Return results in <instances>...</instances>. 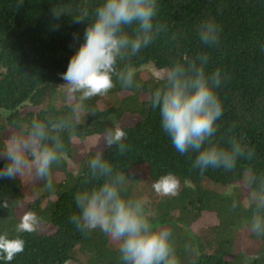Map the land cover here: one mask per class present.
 <instances>
[{
	"label": "trees",
	"instance_id": "16d2710c",
	"mask_svg": "<svg viewBox=\"0 0 264 264\" xmlns=\"http://www.w3.org/2000/svg\"><path fill=\"white\" fill-rule=\"evenodd\" d=\"M102 3L0 0V110L10 112L7 117L0 113V144L6 141L8 130L26 132L35 120L47 122L71 115L79 94L73 102L62 105L51 93L56 94V84H65L61 74L83 43L85 29ZM156 5L154 25H167L168 32H161L151 45L118 64V69L127 65L134 68L140 87L124 89L113 77L115 87L106 96L85 102L92 114L85 118L81 114L77 129L61 133L65 154L53 165V187L49 189L41 179L38 197L28 203L27 212L42 218L35 232L16 233L20 220L17 210L25 195L18 175L0 177V204H9L8 208L0 207V231L25 240L24 251L9 264H69L79 256L84 264H120L118 242L99 229L83 232L69 219L78 212L75 194L102 181L90 176L88 170L87 161L97 151L89 150L77 171L69 168L66 157H75L76 141L100 136L106 126L126 114L138 117L134 125L123 127L127 151L122 154L115 146L106 145L102 154L129 178L126 196L142 197L138 188L142 179L147 181L146 189L157 194L152 185L161 175L171 172L176 176L178 194L147 201V209L157 228L172 232L179 264H264V238L248 229L250 209L245 190L238 187L248 169L264 175V0H156ZM85 12L87 17L77 21ZM207 19L221 28L220 42L214 46L204 45L198 37V27ZM172 33H176L175 39ZM200 54L209 58L206 73L219 68L227 76L216 88L224 111L210 142L227 146L235 137L254 149L251 159H238L231 171L209 168L201 174L193 167L196 153L180 154L174 148L161 127L159 110L149 105L152 91L163 79H144L141 69L154 65L166 70ZM106 98L112 102L101 107L100 101ZM28 104L31 108L26 111ZM6 163L7 158L0 156V167ZM140 166L148 169L145 178L133 173ZM230 187L234 189L225 192ZM234 199L240 203L233 210ZM204 217L214 219V223L197 230L196 224ZM41 225H53L56 230L40 232ZM246 240L250 245L246 246Z\"/></svg>",
	"mask_w": 264,
	"mask_h": 264
},
{
	"label": "clouds",
	"instance_id": "9594fccd",
	"mask_svg": "<svg viewBox=\"0 0 264 264\" xmlns=\"http://www.w3.org/2000/svg\"><path fill=\"white\" fill-rule=\"evenodd\" d=\"M22 2V0H20ZM156 0H103L95 9V16L85 29L83 43L70 58L63 88L69 96L79 94L71 108V115L47 122L35 120L28 130L10 135L0 144V156L7 163L0 167V177L20 176L28 172L33 179H43L46 186L53 187L52 168L59 164L65 154L61 133L77 129L81 114H92L86 101L106 96L119 81L124 89L140 87L131 65L118 69L119 62L135 56L148 47L161 32L167 33L164 24H155ZM56 16L61 14L55 13ZM83 13L80 21L87 17ZM132 28V31H127ZM199 40L207 46L220 42L221 28L212 19L200 23ZM176 38V33H172ZM206 54L197 55L184 62H176L165 70L163 84L156 87L149 105L159 110L160 124L172 145L180 154L196 153L193 167L203 174L209 168L231 171L240 158L251 159L254 149L232 137L227 146L210 142L217 132V120L224 108L216 88L227 79L217 68L206 73ZM108 147L115 146L120 153L128 149L124 142L126 130L117 121L106 126L102 133ZM89 174L102 181L90 189L78 191L75 203L78 212L69 219L77 229L87 232L99 229L118 242L120 264H179L172 243V232L157 228L150 219L147 201L143 197L126 196L125 172L115 170L109 159L98 151L88 161ZM244 186L248 193L250 218L248 229L258 238H264V175L247 170ZM160 195L178 194L179 181L168 172L152 185ZM240 202L233 200L234 210ZM0 207H9L4 201ZM42 218L28 211L15 225L16 233L35 232ZM25 249V240L0 231V262L9 264Z\"/></svg>",
	"mask_w": 264,
	"mask_h": 264
},
{
	"label": "rangeland",
	"instance_id": "374dc122",
	"mask_svg": "<svg viewBox=\"0 0 264 264\" xmlns=\"http://www.w3.org/2000/svg\"><path fill=\"white\" fill-rule=\"evenodd\" d=\"M141 71H142V76L144 79H148L151 76H154L157 79H162V77L164 76V73H165V70H159L154 65H147V66L143 67L141 69ZM62 85L63 84H56L55 85L56 94L54 92L51 93L53 95V99L55 100V97H56L55 102L57 104H62V105L65 103L73 102L75 100V94L72 96H69ZM120 96H121V94L118 97L120 98ZM111 102H112L111 98H106L104 100H101L99 104L101 107H106ZM30 108H31V105L28 104L27 108H25V110L27 111ZM0 113L5 117H7L10 114V112L7 110H0ZM137 121H138L137 116H131V115L126 114L117 122H119V124L122 127H124L126 125H134ZM18 132L19 131H17V130H8L5 134V139L7 140L10 137V135L16 134ZM76 147H77V152L75 153V157L74 158L66 157L68 164H69V168L73 171L78 170L79 163H80L81 159L88 153L89 150H95L97 152L98 151L103 152L106 148V144H105L103 137L94 136V137L87 138L84 141H76ZM133 173L139 178H145L147 176L148 169L145 166H140V167H137L133 171ZM17 175L20 178L19 188H20L21 192H23L25 195V200L23 201L22 207H20L17 210V214L21 218L23 216V214L27 212L28 203L38 197L39 192L41 191L40 186H39L41 183V179H33V177L28 172H25L21 176L19 174H17ZM146 184H147V181L144 179L140 180V182L138 184V188L143 193L142 197L146 201H155V199H157L158 197L163 196V195H160L158 193L157 194L150 193L148 191V189H146V187H147ZM238 187L243 188L245 190L244 191V194H246L245 195V203L248 204V194H247L248 190L245 188L243 183L238 185ZM233 189H234V187H230V188H226L224 190H225V192H231ZM213 223H214V219H210V217H204L203 219H201L196 224V229L197 230L201 229V228L206 227L207 225H210ZM39 229H40V232H44V230H45V232H47V233H52L56 230V228L53 225H46V226L41 225V226H39ZM246 241H247L246 246L250 245L249 241L248 240H246ZM84 262H85L84 258L79 256L78 260L71 261L69 264H84Z\"/></svg>",
	"mask_w": 264,
	"mask_h": 264
}]
</instances>
